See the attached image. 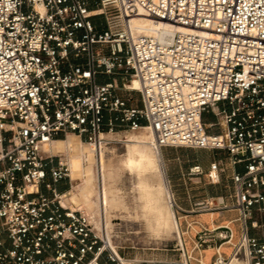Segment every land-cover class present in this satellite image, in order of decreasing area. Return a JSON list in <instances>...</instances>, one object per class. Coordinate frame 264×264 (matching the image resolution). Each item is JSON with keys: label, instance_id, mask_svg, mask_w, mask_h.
<instances>
[{"label": "built area", "instance_id": "obj_1", "mask_svg": "<svg viewBox=\"0 0 264 264\" xmlns=\"http://www.w3.org/2000/svg\"><path fill=\"white\" fill-rule=\"evenodd\" d=\"M138 15L184 30L140 33ZM121 129L226 153L190 168L209 184L234 168L190 208L173 195L183 217L218 218L186 220L191 245L180 235L163 264H264V0H0V264H127L62 203L71 170L45 149L69 133L101 146Z\"/></svg>", "mask_w": 264, "mask_h": 264}, {"label": "rangeland", "instance_id": "obj_2", "mask_svg": "<svg viewBox=\"0 0 264 264\" xmlns=\"http://www.w3.org/2000/svg\"><path fill=\"white\" fill-rule=\"evenodd\" d=\"M128 94L133 97L134 104H140L138 90ZM150 134L149 129L136 131L121 129L115 133L105 134L101 146L84 142L96 150L97 158L93 165L95 179L91 205L89 207L85 204L78 205L69 199L74 193H79L82 179L72 180V186L69 188L72 194L66 196L67 198H61L65 206L86 213L91 218L95 231L105 240L106 246L110 249L109 239L127 264H163L169 260L177 261L180 254L175 245L179 236H184L187 245L190 246L191 239L198 229L194 225L188 228L186 220L192 222L199 219L210 224L212 218H218L217 214L208 213L185 218L174 206V211L170 212L171 192L181 206L186 208L187 206L180 203L173 183L169 180L168 170H178L192 160H197L198 163H209L216 158H222L224 162L229 160L227 156H223L225 153L209 149L182 146L159 148L152 142ZM134 150L137 158L140 152L147 155L146 165L132 167L133 169L127 166L126 158ZM101 153L105 163V176L100 166ZM159 154L166 168L170 194L165 189V182L159 169ZM55 155L65 160L69 158L67 152ZM186 177H191L188 181L197 187L198 197H201L204 189L207 193L215 190L222 192L226 184L225 176L220 184H209L203 176ZM103 183L110 190L111 202L108 207L104 206L101 200ZM188 199L185 201L189 202ZM213 251L211 249L206 251L207 261L210 260Z\"/></svg>", "mask_w": 264, "mask_h": 264}, {"label": "bare ground", "instance_id": "obj_3", "mask_svg": "<svg viewBox=\"0 0 264 264\" xmlns=\"http://www.w3.org/2000/svg\"><path fill=\"white\" fill-rule=\"evenodd\" d=\"M132 25L135 29L140 33H145L148 35L156 36L161 38L162 36H172L176 33V31L184 30L181 26L173 25L169 22H162V21H153L150 18L138 15L136 16L133 21ZM131 88L138 90L140 88V83L137 79H134L131 83ZM151 132V131H150ZM152 138V142L157 146L155 141V136L153 132L150 134ZM45 149L57 154V153H65L69 154V158L67 160L72 180L82 179V188L80 189L79 193H74L69 198L71 201L79 204H85V206L89 207L91 205V196L93 194L94 188V171L93 165L97 162L96 158V150L89 146V144L84 143V141L76 134V133H69L66 139H55L51 143L45 144ZM131 150V149H130ZM130 152V151H129ZM135 150L131 151L126 158V164L129 167H136V166H144L146 165L145 161H147V155L143 152L139 153V157L135 156ZM160 153V152H159ZM103 153L100 154V166L102 167V174L105 176V163L103 161V157L101 156ZM158 159L160 162V170L161 175L164 179V186L167 192L170 194L168 179L166 177L165 165L162 159L161 154L158 155ZM150 161V160H149ZM125 162V161H124ZM133 169V168H132ZM104 187H102V196L101 200L104 203V206L108 207L111 202V195L110 190L106 187L105 183ZM76 188V187H75ZM69 194H72L70 190L63 193L61 198H67ZM170 200V212H173V194L171 192ZM108 219V218H107ZM109 223V220H108ZM109 245L113 250L115 246L111 245V241L108 239ZM126 263V262H125Z\"/></svg>", "mask_w": 264, "mask_h": 264}, {"label": "crops", "instance_id": "obj_4", "mask_svg": "<svg viewBox=\"0 0 264 264\" xmlns=\"http://www.w3.org/2000/svg\"><path fill=\"white\" fill-rule=\"evenodd\" d=\"M204 121L206 123H210V122H214L216 121V117L211 114V113H205L204 114ZM214 131V130H213ZM215 131H218L217 129H215ZM223 156H227V154H223ZM228 158V156H227ZM211 162V161H210ZM209 163H198L197 160H192L190 163L185 164L183 167H179L178 170H168V177L170 182L173 183V187L175 188L176 194L179 196L180 199V203H182L183 205L187 206V208H190L192 206V197L198 195L197 193V187H194L190 184V182L188 181V179H191V177H186V175L190 176V168L193 167L196 164H200L202 166V168H204L205 170H207L209 168ZM234 169L232 166H228V172L226 174L223 175V177L225 176L226 178V183L229 182V180L227 179V175L229 172H231V170ZM237 169H241L240 166H237ZM166 171V168H165ZM168 180V182H169ZM57 188L59 190V192L63 193L66 192L69 188V184L67 182V180L61 181L57 184ZM46 191V190H44ZM204 193L202 195H209V196H217L219 194H221V191H211L210 193L206 192L205 189L203 191ZM201 194V193H199ZM188 199L189 202H186L185 199ZM182 199V200H181ZM194 199V198H193ZM186 208V207H184Z\"/></svg>", "mask_w": 264, "mask_h": 264}, {"label": "trees", "instance_id": "obj_5", "mask_svg": "<svg viewBox=\"0 0 264 264\" xmlns=\"http://www.w3.org/2000/svg\"><path fill=\"white\" fill-rule=\"evenodd\" d=\"M60 138H62V137H60Z\"/></svg>", "mask_w": 264, "mask_h": 264}]
</instances>
